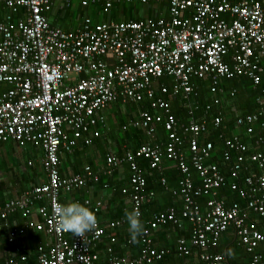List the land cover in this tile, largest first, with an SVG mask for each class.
Returning <instances> with one entry per match:
<instances>
[{"label":"built area","instance_id":"2783aa9c","mask_svg":"<svg viewBox=\"0 0 264 264\" xmlns=\"http://www.w3.org/2000/svg\"><path fill=\"white\" fill-rule=\"evenodd\" d=\"M148 4L167 3V15L145 20L110 21L95 24L90 18L75 30L54 26L49 20L53 0H0L9 12H0V140L15 141L43 149L42 165L47 182L28 192L21 200H11L0 209V218L7 219L17 210L26 220L19 235L29 229L53 237V242L39 243L34 262L16 244V234L9 242L14 255L5 264H156L171 251L158 246L156 233L167 224L173 228L190 225V237L176 242L179 256L197 257V264H229L228 257L214 249L224 232L234 229L239 243L252 256L249 264H264V233L256 222L264 218V88L257 97L258 108L237 114L234 133L224 140L223 157L231 164L230 187L245 201L226 204L217 199V189L227 182L218 164L207 163L215 149L212 141L200 143L209 130L207 119L197 120L199 95L197 80L209 79L213 105L222 102L223 81L245 76L259 85L264 74V0H83L101 3L110 12L120 2ZM22 12L20 16L19 13ZM175 80L172 91L161 83ZM181 96L189 109L185 122L177 119L166 95ZM236 90L230 92L234 97ZM150 100L153 113L138 112L133 127L145 130L150 142L123 157L109 154L104 173L108 176L128 164L129 188L122 192L131 199L132 210L143 216V206L156 195L146 192L147 171L139 160L147 162V170H163L164 159L171 160L181 172L179 194L183 207L171 206L152 214L139 237L141 249L137 256L118 255L112 246L104 257L93 247L107 235L108 226H123L124 218L108 221L97 218L94 231L84 238L61 231L55 224V208L62 194L99 183L101 175L86 165L80 174L63 176L60 156L72 154L79 142L91 145L97 126L104 124L101 111L113 103H140ZM221 113L212 124L219 128ZM167 131L165 141L156 139L157 126ZM126 127H124L125 129ZM245 132L250 142H245ZM88 135V137H86ZM252 143L253 152L247 158ZM195 170L202 179L195 185ZM243 171V183L239 179ZM161 182L166 183L162 177ZM108 187V184H104ZM212 194L208 208L202 211L195 197ZM46 203L37 206V202ZM102 201L85 200L95 215L105 208ZM35 212L41 220L34 218ZM97 217V216H96ZM256 218V219H255ZM110 242H116L114 235ZM131 242V240H129ZM18 261V262H17Z\"/></svg>","mask_w":264,"mask_h":264},{"label":"crops","instance_id":"0c3cea01","mask_svg":"<svg viewBox=\"0 0 264 264\" xmlns=\"http://www.w3.org/2000/svg\"><path fill=\"white\" fill-rule=\"evenodd\" d=\"M82 1L83 0H53V7L49 12V20L51 24H53L54 26L62 27L65 30H75L80 25H82L87 18H90L95 24L116 21L111 18V11L121 4H128L127 2L122 1L115 5V7L110 12H105L101 3H90L85 6ZM129 4H135L134 12L142 16L143 20L167 15V6H164V8L162 7L161 11L160 9H158V7L154 6L157 9H155V11H152V16H149L151 12L149 8L150 5L152 6V4H154L160 6L163 5V3L151 1L148 4ZM90 6L93 7V10L91 12L87 11ZM0 12H2L4 15L5 13L9 12V10L5 6L0 5ZM22 12L23 11L19 13L20 16L22 15ZM100 16L102 17L100 18ZM122 18L123 16L121 14L120 21H130ZM164 79L170 80L173 83V85L171 86L173 88L175 80L171 78ZM199 81L201 80L196 81L197 87ZM160 82L165 84L169 88V90L172 91L163 79ZM226 93L227 91H225L224 89V93H222V95H225ZM209 94L212 97V94ZM166 98L171 102V99L175 98V96L168 94L166 95ZM145 103H148L149 108L145 106ZM150 103L151 102L148 99H144L140 103L124 102L123 100H119L113 103L111 106L101 111L100 114L105 118V123L99 124L97 126L96 130L98 134L92 135L93 142L91 145H85L84 141L81 140L72 154H66L64 152L61 154L60 171L63 176L80 174L82 173L86 165H90L95 171L100 173L101 177L105 178L106 181L104 184H108V187H104V184H99L100 182L91 183L87 187L77 189L72 193L62 194V202H64L65 204L79 202L85 205V200L87 199L92 200V202L102 201L106 205L101 213V216L105 214V218H108L109 215L111 216L112 212L109 209L113 210V212L115 210H120V206L118 208L117 204H122L126 208L127 206L131 205L130 197L124 194L122 198L119 199L120 202H112L110 204L109 200L112 197L113 192L109 187V182H112V186H115L116 184V186L122 185L123 188H129L130 184L128 174L130 172V169L128 165H123L117 168L113 172V174L108 176L104 173L106 168V158L109 154L116 155L117 157H122L118 156V150L120 146H122L123 149H126L125 153L131 150L129 149V143L126 142L120 145V142H117L112 136V134H114V130H116L115 125L119 122L120 118L124 117L128 119V122L123 126V129L124 127H126L124 130L133 127L131 123L137 119L139 110L146 109L154 113V110L151 108ZM231 110L234 111V114L231 112L232 118H235V115L242 113L241 111L239 112L237 110L236 106H232ZM156 113H158V111ZM237 132L239 133L240 130H237ZM86 137H88V135ZM43 154L44 152L41 146L28 144L25 147H21L15 141L0 140V209L11 200H21L28 192L47 182V175L42 165ZM141 161V166L144 167L147 171L146 175L152 174L150 170H147V162L144 160ZM114 188L113 191L116 190ZM166 197L163 194H157V204L159 203L163 205L166 201ZM44 203H46L45 199L38 201L37 206H40ZM106 207L108 208L107 210ZM149 212L150 214L153 213L151 211ZM34 218L38 221L41 220L37 212H35ZM25 225L26 220L22 217L19 210H17L13 214H10L7 219L0 218V264H3V262L5 264L6 259L10 255H14V250L12 251L14 245L7 244V241H9V237L11 236L12 232H15L16 234V244H19L23 252L27 253L29 256H33V260L36 257L40 242H53V237H48L43 232H38L34 229H29L26 234L19 235V229L24 228ZM155 239L157 244L160 245L163 243V229L159 230L158 233H156ZM16 264H21V262H18Z\"/></svg>","mask_w":264,"mask_h":264},{"label":"trees","instance_id":"16d2710c","mask_svg":"<svg viewBox=\"0 0 264 264\" xmlns=\"http://www.w3.org/2000/svg\"><path fill=\"white\" fill-rule=\"evenodd\" d=\"M154 6L158 7V9H160L161 11L162 7L164 8V6H167V3L165 4L163 3V5L160 6L154 4H152V6L150 5L149 8L151 12L149 16H152L153 15L152 11H155V9H157ZM134 7L135 4H121L111 11L110 14L111 18L113 20L120 21L122 14L123 16L122 19L125 20L142 19V16L134 12ZM163 80L172 90L171 86L173 85V83L167 79L166 80L163 79ZM209 85H210L209 79H203L198 82L199 95L196 98V100L199 103V109L195 111V117L197 120L207 119V121L209 122V130L206 134H204L201 137L200 143L203 144L206 141L213 142L215 149L212 152V157L207 160V163L218 164L221 171L224 173V175L227 178V182L224 185H222L219 189H217L216 198L225 199L227 205H230L233 202H239L241 205L244 206L245 201L240 197L238 192L233 191L230 187L231 164L225 161L223 157L224 140L225 138L230 137L234 133H237V130L234 126V118L231 117L232 116L231 112L234 114V112L231 110L232 106H236L242 112L241 114L253 112L258 108L259 105L257 104V97L264 88V75L262 76L261 83L257 86L253 84L251 79L245 76H237L232 79H225L222 85L225 91H227V93L225 95H222V102L220 105L212 104L213 107L211 111L207 114L205 112V107L208 103H212L213 100V98L209 94L210 93ZM232 90H236V94L234 97H230V92ZM145 106L149 108L148 103H145ZM171 108L173 115L177 119H179L182 122L187 120L189 116L188 115L189 109L186 107L185 100L181 98V96H176L175 98L171 99ZM156 112L157 111L154 110V113ZM219 113H221L223 117V123L219 128H217L213 126L212 119L214 118L215 115ZM127 122L128 119L124 117L120 118L119 122L115 125L116 130H114V134H112L115 140L117 142H120V145L122 143L127 142L130 144L129 149L135 151L142 144L150 142L149 138L145 133V130L141 128L130 127L129 129L124 130L123 126ZM157 130L158 131H157L156 139L162 142L165 141L167 137V131L165 130L164 125L158 124ZM240 135L245 142L247 143L250 142V139L249 137L246 136L245 132H242ZM249 144L251 145V148L249 153L246 155L247 158H249V155H251V153L254 151L253 150L254 146L252 145V143ZM125 151L126 149H123L122 146H120L118 150V156L123 157L125 155ZM60 160H61V156H60ZM139 161L142 163L141 160ZM124 165H128V164L125 163ZM192 171H193L192 177L194 180V184L200 185L202 179L199 177L198 173H196L195 170ZM151 172L152 174L146 175L147 177L146 192L150 190H154L156 192V196L152 199L151 202H148L143 206V216L142 218H140L143 224H145V222L152 217V214L154 212L164 211L171 206H175V208H177L178 211H180L183 207L182 198L179 196V194H174L175 190H179L180 187L179 182L182 178V174L173 164V162L165 158L163 162L162 172H160L159 170H153ZM246 173H247L246 171H243L241 173L239 179L240 184L243 183V177L246 175ZM130 174L131 173L129 172L128 178L130 177ZM162 177L166 179L165 184L161 182ZM105 181H106L105 178L101 177L99 184L103 185ZM109 183H110L109 187L113 192L112 197L109 200L110 204L112 202H120L119 199H121L123 196V192H122L123 186L122 185L116 186L115 184L116 186L115 187L111 185L112 182ZM113 188L116 190L113 191ZM157 194H163L165 197L167 196L166 201L164 202L163 205L159 203L157 204L156 202ZM213 198L214 197L212 196V194H202L198 197H195L197 203L200 205L203 212H205L208 208L207 202ZM117 205L118 208L120 206V210H115L113 212V210L109 209L112 213L111 216L110 215L108 216V218H105V214L101 216L102 212L96 214L97 218L102 220L103 223L108 226V221L110 222L113 220L124 218V213L126 211H132L131 205L127 206V208L122 204L121 205L117 204ZM107 209L108 208L106 207V210ZM149 211L153 213L150 214ZM184 224L185 225L183 228H177V227L173 228L171 224H167L161 228L164 230V241L162 244L160 245L158 244V246L168 248L171 251V253L166 255V257L162 261H159L156 264H197L196 261L197 257L194 254L185 257V256H179L178 253L176 252L177 240L182 236H185L186 238L190 237V232H191L190 225L187 221H185ZM256 228L264 233V218L259 219L256 222ZM109 235H114L116 237L117 240L115 243L112 244L110 242ZM129 240L130 237L128 234V227L126 223L115 230L110 229L108 226L107 235L103 237L101 242L97 243L93 247V250L96 253L98 252L101 258L104 257L105 250L109 246H112L118 255L129 254V255L137 256V254L141 249V241L139 237L136 243L129 242ZM8 242L9 241H7L8 245L11 244L10 242L9 243ZM226 249H231L233 253L231 257H228L229 264H249L252 255L249 252H247L246 248L243 245L239 243V239L236 236L234 229L232 228H230L228 231L223 233L219 245L214 249V251L225 253ZM13 250L14 248H12V251ZM29 257H30L29 258L30 261L34 262L33 260L34 257L33 256H29Z\"/></svg>","mask_w":264,"mask_h":264},{"label":"clouds","instance_id":"9594fccd","mask_svg":"<svg viewBox=\"0 0 264 264\" xmlns=\"http://www.w3.org/2000/svg\"><path fill=\"white\" fill-rule=\"evenodd\" d=\"M54 221L61 230L70 233L74 237L84 238L86 233L94 231L97 226V217L95 213L87 206L72 202L63 205H57L55 208ZM124 219L128 227V234L132 243H136L138 237L144 234V224L140 219L138 211H126ZM232 250L226 249L224 255L232 256Z\"/></svg>","mask_w":264,"mask_h":264},{"label":"rangeland","instance_id":"374dc122","mask_svg":"<svg viewBox=\"0 0 264 264\" xmlns=\"http://www.w3.org/2000/svg\"><path fill=\"white\" fill-rule=\"evenodd\" d=\"M129 4V3H128ZM93 10V7L92 6H90L88 9H87V11H89V12H91ZM102 16H100V18H101ZM237 110L240 112V110L237 108ZM234 112V111H233Z\"/></svg>","mask_w":264,"mask_h":264}]
</instances>
